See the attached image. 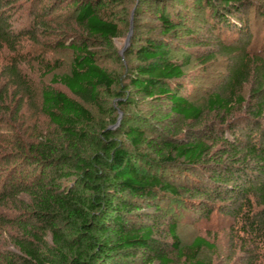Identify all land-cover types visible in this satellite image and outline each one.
Segmentation results:
<instances>
[{"label":"trees","instance_id":"16d2710c","mask_svg":"<svg viewBox=\"0 0 264 264\" xmlns=\"http://www.w3.org/2000/svg\"><path fill=\"white\" fill-rule=\"evenodd\" d=\"M16 1L0 0V264H209L202 256L215 244L198 237L182 247L178 224L215 215L230 218L237 242L252 248L249 263L264 264V48L242 51L250 11L264 20V8L253 0H139L160 14L161 36L132 51L136 63L121 77L101 65L97 49L114 54L121 29L108 15L125 0H73L81 35L53 28L55 3ZM153 1L173 3L157 10ZM189 9L206 13L218 52L240 54L205 107L185 97L184 65L170 54ZM21 10L29 26L16 30ZM230 33L240 45H223ZM47 36L72 56L64 74L43 65L52 84L37 85L18 57L1 64L5 49L18 55L25 41ZM128 104L149 113H125ZM93 110L108 124L97 129ZM207 117L214 120L202 125ZM164 213L168 244L156 229Z\"/></svg>","mask_w":264,"mask_h":264},{"label":"rangeland","instance_id":"374dc122","mask_svg":"<svg viewBox=\"0 0 264 264\" xmlns=\"http://www.w3.org/2000/svg\"><path fill=\"white\" fill-rule=\"evenodd\" d=\"M25 0H17V3L24 4ZM73 0H45L44 7L48 9L55 3V10L50 16L51 25L64 28L65 31L76 35H81L82 30L75 25V16L72 13L71 5ZM152 4L155 9L162 10L169 8L172 1H153ZM256 7L264 8V0H253ZM175 12L176 9L173 8ZM158 12H151L149 8L142 5L139 0H125L124 4L113 7L110 11L109 17L117 22L121 29V34L118 39L112 41L114 54L108 50L105 45L100 46L97 52L101 56V65L108 68L118 76L124 77L126 71L136 63V58L131 55L132 51L142 45L146 37L161 36L159 28ZM176 14V13H175ZM184 18L179 22V39L172 41L171 58L179 61L184 65V72L186 75L185 81L182 83L185 90V97L192 103L205 107L208 97L218 89L222 88L229 78V73L236 67L237 59L240 54L229 57L230 54L218 52V45L216 40L211 37L205 28V12H200L195 9H189L188 12L182 13ZM15 29L28 28L29 21L25 18L24 10L19 11L15 17ZM249 38L246 43L248 47H242L250 56H258L260 48H264V20L259 19L255 8L250 11L248 16ZM192 35L194 37H192ZM222 40L226 47L237 45L238 37L235 33L226 34ZM57 37L40 38L39 42L32 43L25 41L20 54L13 53L9 49H5L1 64L4 66L10 63L11 59L18 57L21 60L22 66L26 69L27 74L37 85L52 84V75L44 76L45 69L43 65L46 62L58 68L57 74H64L69 71L72 56L70 52L60 50L52 43ZM129 39V46L126 49V43ZM208 41L213 44H208ZM241 43H239L240 45ZM210 47V48H208ZM241 47V46H239ZM111 54L113 56H111ZM215 55L214 59H208L209 56ZM231 56V55H230ZM125 84V82H124ZM63 90L60 86H55ZM250 85L244 87L243 94L248 98ZM66 92V91H65ZM126 99V97H123ZM152 108V107H151ZM125 113L136 112L148 115V107L142 104L138 107L126 105ZM96 128L100 129L108 124V118L101 115L97 110H93ZM118 119V124L121 122L122 115L120 113L114 114ZM214 118H206L205 123L213 121ZM42 128L49 129L48 122L44 119L41 121ZM117 124L111 127L117 128ZM111 126V125H110ZM119 140L124 138L119 135ZM151 212L150 210H146ZM169 211V210H168ZM176 212L173 211L172 214ZM160 216L158 226H156L157 234L163 243L168 244L171 238L168 235L170 215L167 213ZM232 221L228 217L215 215L212 219H202L198 222H179L178 235L182 247H187L193 241L202 237L215 244L216 251L213 253L205 252L203 258L209 264H250V254L252 248L244 250L233 234Z\"/></svg>","mask_w":264,"mask_h":264},{"label":"water","instance_id":"95a60500","mask_svg":"<svg viewBox=\"0 0 264 264\" xmlns=\"http://www.w3.org/2000/svg\"><path fill=\"white\" fill-rule=\"evenodd\" d=\"M128 46H129V39H128L127 43H126V49L123 52H125L127 50Z\"/></svg>","mask_w":264,"mask_h":264}]
</instances>
